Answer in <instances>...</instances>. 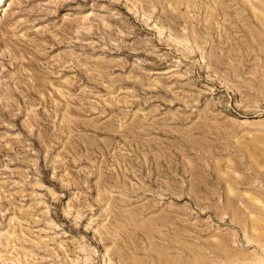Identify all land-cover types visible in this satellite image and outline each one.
Segmentation results:
<instances>
[{"label": "rangeland", "instance_id": "rangeland-1", "mask_svg": "<svg viewBox=\"0 0 264 264\" xmlns=\"http://www.w3.org/2000/svg\"><path fill=\"white\" fill-rule=\"evenodd\" d=\"M0 264H264V0H0Z\"/></svg>", "mask_w": 264, "mask_h": 264}]
</instances>
